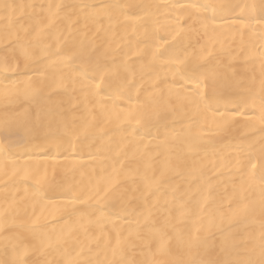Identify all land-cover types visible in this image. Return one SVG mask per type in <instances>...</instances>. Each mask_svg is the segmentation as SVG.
Returning <instances> with one entry per match:
<instances>
[{
    "label": "bare ground",
    "instance_id": "1",
    "mask_svg": "<svg viewBox=\"0 0 264 264\" xmlns=\"http://www.w3.org/2000/svg\"><path fill=\"white\" fill-rule=\"evenodd\" d=\"M0 264H264V0H0Z\"/></svg>",
    "mask_w": 264,
    "mask_h": 264
}]
</instances>
